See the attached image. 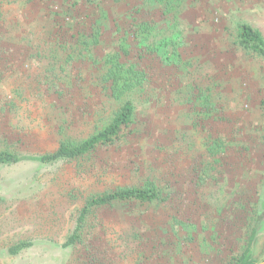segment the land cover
Masks as SVG:
<instances>
[{"label":"rangeland","instance_id":"374dc122","mask_svg":"<svg viewBox=\"0 0 264 264\" xmlns=\"http://www.w3.org/2000/svg\"><path fill=\"white\" fill-rule=\"evenodd\" d=\"M173 2L171 19L152 0H0V151L52 153L103 125L106 54L146 74L124 140L0 168V264H233L247 247L264 262V57L238 39L242 24L264 39V0ZM140 16L171 48L136 39ZM79 35L98 39L80 56ZM147 183L161 201L93 210L62 247L87 197Z\"/></svg>","mask_w":264,"mask_h":264},{"label":"trees","instance_id":"16d2710c","mask_svg":"<svg viewBox=\"0 0 264 264\" xmlns=\"http://www.w3.org/2000/svg\"><path fill=\"white\" fill-rule=\"evenodd\" d=\"M85 1L92 2L93 0ZM152 1L155 2V6L159 8L158 11L161 16L169 15L171 19L175 17L176 4H174L173 0ZM160 8L164 9V11H161ZM132 21H136V23L135 25L133 24L129 30L134 34L136 39H139L140 42H145L147 47H151L150 49L152 51L160 50L163 45L171 48L167 38L158 40L160 32L156 31L157 26L153 19H146L140 16L139 21L141 22H138L136 19H132ZM82 38L86 37L79 35L76 43L79 56L82 55V53L84 54L85 50L80 49V45L84 43L80 41ZM238 39L239 43L244 48L264 57V39L257 29L246 24L240 25ZM97 40V38H94L91 44L96 43ZM91 44L85 42L83 48H87ZM120 48L115 52L106 54L102 69L100 67L96 69L101 72L99 75L101 81L100 89L111 102L118 104V107L110 117L104 120V124L95 126L96 129L81 140L77 141L65 137L60 142L57 150L52 153L27 156L6 149L1 150L0 168L5 165H15L25 161L35 162L40 165L76 162L89 157L100 148L110 146L127 138L131 133V126L134 119V97L143 88L146 74L143 70H137L135 66L126 65L122 61L123 54ZM64 69L65 68L62 67L61 71L64 72ZM161 199L160 191L151 183H147L142 187L120 188L87 197L84 206L79 212L76 225L72 233L62 244V247L72 248L80 241L83 224L93 210L111 206L115 203H154L156 201H161ZM252 238L253 235L250 241ZM32 245L33 243L30 241L17 242L7 249V255L15 256L23 249L31 247ZM233 264H251L249 259V247L242 252Z\"/></svg>","mask_w":264,"mask_h":264},{"label":"water","instance_id":"95a60500","mask_svg":"<svg viewBox=\"0 0 264 264\" xmlns=\"http://www.w3.org/2000/svg\"><path fill=\"white\" fill-rule=\"evenodd\" d=\"M260 264H264V262H261Z\"/></svg>","mask_w":264,"mask_h":264}]
</instances>
